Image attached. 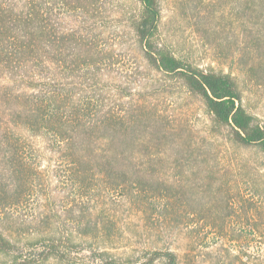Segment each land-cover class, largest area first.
<instances>
[{"label":"rangeland","instance_id":"obj_1","mask_svg":"<svg viewBox=\"0 0 264 264\" xmlns=\"http://www.w3.org/2000/svg\"><path fill=\"white\" fill-rule=\"evenodd\" d=\"M159 2L162 42L195 65L233 73L241 82L245 107L264 126V71L250 70L257 62L264 70V55L257 53L256 58L252 48L243 47L239 37L244 17L236 16L233 0ZM136 10L135 0H97V41L102 46L117 45L118 64L97 82L73 77L67 89L73 100L98 108L122 110L137 101L154 105L166 118L167 129L179 131L178 143L161 153L160 159L154 157L152 169L165 179L166 190L160 184L146 187L152 189L149 199L156 206L154 214L166 215L165 208L177 205V212L169 217L180 219V228L171 232L161 227L146 229L128 187L123 191L99 180L89 190L48 142L24 131L19 132L28 139L23 156L34 165L35 173L26 194L24 186L9 184L6 176H0V200L5 204L4 208L1 205L5 222L0 230L27 256L42 245L32 247V241L50 236L69 238L82 245L77 264H99L86 250L92 242L124 259L171 248L182 264H264V155L211 132L202 103L171 77L147 65L126 33ZM59 14L57 8L59 31L80 29L88 35L86 29L93 25L89 19L73 14L63 21ZM90 221H98L96 228L86 227ZM96 234L100 235L98 241L93 239ZM186 252L195 258H188ZM12 259L0 254V264ZM40 263L61 264L55 260Z\"/></svg>","mask_w":264,"mask_h":264},{"label":"trees","instance_id":"obj_2","mask_svg":"<svg viewBox=\"0 0 264 264\" xmlns=\"http://www.w3.org/2000/svg\"><path fill=\"white\" fill-rule=\"evenodd\" d=\"M135 1L137 10L129 18L126 33L147 65L171 77L202 103L211 132L225 135L237 147L257 149L264 155V126L245 107L237 77L177 56L161 39L159 0ZM233 2L236 16L244 17L239 37L243 47L252 48L256 58L257 53L263 56L264 0ZM57 8L63 21L73 14L89 19L93 25L86 29L88 35L80 29L59 31ZM97 13V0H0V176H6L9 184L18 182L24 186L25 194L29 190L27 185L32 182L35 169L23 156L28 139L19 132L25 131L30 137L48 142L89 190L99 180L123 191L128 187L132 205L142 214L146 229L174 231L182 222L169 217L177 212V205H170V210L165 208L166 215L154 214L156 206L149 199L152 189L146 186L160 184L166 188L165 179L152 169L154 157L178 143L179 131L167 129L166 118L154 105L137 101L122 110L111 106L101 109L92 103L81 104L80 99L73 100L67 89L73 77L97 82L100 75L118 64L117 45L102 46L97 41ZM259 65L257 62L250 70L263 72ZM177 152L181 154V150ZM118 173L123 174L121 179ZM126 175H132L133 180ZM1 205L4 208L0 200V212ZM2 219L0 214V225L5 222ZM6 222L9 228L10 223ZM97 222L90 221L86 227L92 230ZM99 236L96 234L93 239L98 241ZM39 244L42 245L38 252L24 255L0 230V254L12 256L9 264H41L50 260L77 264L76 255L82 252V245L63 236L30 242L32 247ZM86 250L99 264H182L180 255L171 248L149 250L138 259L116 257L93 242ZM186 256L193 257L189 252Z\"/></svg>","mask_w":264,"mask_h":264}]
</instances>
